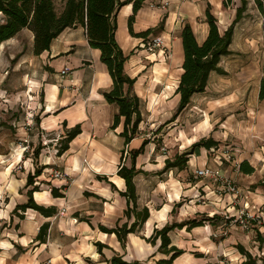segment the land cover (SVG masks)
Instances as JSON below:
<instances>
[{
    "label": "crops",
    "instance_id": "0c3cea01",
    "mask_svg": "<svg viewBox=\"0 0 264 264\" xmlns=\"http://www.w3.org/2000/svg\"><path fill=\"white\" fill-rule=\"evenodd\" d=\"M224 1L147 0L136 13L132 25L135 33L152 29L153 32L147 38L133 36L128 30L129 19L134 15L133 5L127 4L120 9L116 39L124 53L129 56L125 64V72L135 80L132 93L141 100L143 120L146 102L151 107L153 104L156 112L165 109L170 114L159 130L176 122L184 113L176 120L170 121L180 103V95L176 94V89L183 74L181 35L184 26L190 25L196 40L202 43L209 33L206 23V10L209 9L216 16L218 27L223 34L236 20L237 10L242 7L241 0H234L233 4L227 7L224 6ZM263 22L264 12L257 8L253 0H247L244 11L235 23L230 46L231 54L223 57L220 63L225 74L215 71L211 73L206 92L194 95L188 105V108L193 107L199 112L203 111L204 114L192 129L190 136H186L185 151L190 150L203 138H212L219 143L218 146L221 144L219 138L204 136L200 138V136L212 133L219 123L224 125L222 119L217 117L234 106L232 100L240 102V93L249 80L239 79L242 75L238 77L229 74V65L241 62L238 52L258 50L260 45L264 44ZM28 31L32 35L33 49L34 33ZM155 37H161L166 45L163 49H159L158 53L150 54L145 47ZM255 38L259 41H255ZM135 49L150 55L147 58L149 61L152 59L154 63L151 69L144 64L137 65V61H132ZM36 57L43 58L46 70L41 78L31 79L35 88L29 93L34 99L30 103L33 105L30 108L37 109V117L40 119L35 127L41 133H54L59 130H64L63 132L71 130L79 124L83 132L72 141L70 149L60 158L50 156L48 161L41 163V166L48 167L36 180L35 185L39 187V191L34 192L33 199L45 208L55 207L56 213L52 216H44L31 208L26 212L21 210L15 212L18 205H24L29 200V192L33 186L28 187V176L29 173L34 174L37 166L33 156L29 155L25 158L21 151L10 156L0 154V264H109L113 256H121L128 262L156 264L159 259L166 258L158 249L160 239H157L155 245L148 242V239L154 236L156 229H162L174 222L183 223L198 215L206 214L213 217L219 214L220 207L228 211L234 209L231 205L232 198L223 201L214 194L210 185L204 180H196L198 178L195 173L208 166L220 169L223 175L224 161L217 156V158L212 157L210 162L207 155V152L210 150L214 152L217 148L196 149L184 170L171 168L164 173L162 172L166 161L174 160L178 154L185 151L154 164L145 161L140 163L137 159L136 170L142 171L134 179L137 187L138 210L147 207L149 219L136 233L128 235L125 247L116 234L109 235L102 232L101 227L107 229L122 227L129 221L125 215L128 209L127 199L121 196L127 187L124 178L122 179L117 171L121 164L122 151L125 150L124 164L131 167L132 160L128 152L138 149L145 139L140 141L137 137L126 146L124 138L120 136L123 124L117 129H112L114 116L118 114L119 109L115 104L107 102L104 93L112 89L113 79L107 66L100 61L101 52L89 46L84 27L66 29L51 43L50 51H45ZM250 57L252 60L253 57ZM133 64H136L134 68ZM254 65L255 63L251 62V66ZM65 68L71 71L67 76L69 80L67 78L60 80L61 72ZM230 77L234 86L225 93L219 87H225ZM262 79L264 74L261 78L257 77L253 90L254 99L259 101H261L259 96ZM36 87L43 88L42 94ZM142 155L140 154L139 157ZM128 159L130 165L126 162ZM20 164H23L25 170L17 171ZM250 165L255 168L254 173L246 175L240 171L242 176L248 178L261 169L253 164ZM53 171H61L66 177L61 180L55 179ZM175 174L176 176H173ZM164 175L169 177L155 180L153 187L149 186V180L144 181V186L141 184L143 177L150 179ZM103 178H107V181ZM261 184H264V180L253 185L251 194L254 195L253 203L264 205V186ZM52 187L59 189L64 196L56 198L52 194ZM259 189H263L261 194L255 192ZM178 204L182 205L178 207ZM133 221L134 218L129 224ZM223 223L224 221L219 222L217 226L205 224L188 232L186 229L172 231L171 246L174 245L185 251V254L176 258L173 264H206L204 254L195 252L197 249L192 248L198 242L192 241L193 244L187 246L189 242L185 240L191 233L206 231L210 232L207 236L212 240L211 232ZM45 225H48V228L45 239L42 240L38 235ZM97 243L105 247L99 249ZM244 247L257 262L256 264L260 262L264 264V259H258L252 251ZM236 250L233 252V259H237L239 264L246 263L247 257L241 254L238 247Z\"/></svg>",
    "mask_w": 264,
    "mask_h": 264
},
{
    "label": "rangeland",
    "instance_id": "374dc122",
    "mask_svg": "<svg viewBox=\"0 0 264 264\" xmlns=\"http://www.w3.org/2000/svg\"><path fill=\"white\" fill-rule=\"evenodd\" d=\"M31 36V33L24 29L17 37L10 39L0 47V154L10 156V154H18L21 151L27 158L29 155L33 156L34 149L41 145L43 147L39 156V165L41 166V163L48 161V157H55L56 145L66 131L44 132L45 137L52 140L51 142L46 141L48 145H45L41 142L39 134L41 132L35 127L34 118L38 114L37 109L30 108L33 106L30 103L34 99L29 96V93L35 88L31 79L41 78L46 66L43 64V58L34 56ZM255 41L259 40L255 38ZM155 53H158V50ZM133 56L132 61H137V65L144 64L148 69H151L154 64L152 59L149 61L147 58L150 55L148 56L140 49H135ZM250 56L253 57L252 60ZM238 58L241 62L231 63L229 74L238 77L242 75L239 79L249 80L240 93L241 100L240 102L232 100L234 106L229 107V110L217 117L222 119L221 122H224V125L219 123L215 127L213 124V128H215L212 133L200 136V138L203 136L219 138L221 144L217 149H214V152L211 150L207 152V155L210 162H212V157L217 158V156L224 161L223 177L217 182L200 178L196 180H204L206 184L210 185L214 194L223 201L232 198L231 205L234 207L229 211L222 207L217 209L229 223H223L219 228L213 230L210 234L212 240L208 239L207 235L210 232L207 233V231L191 233L185 240L189 242L187 246L192 245V241L198 242L192 248L193 250L197 249L195 252L204 254L206 264H239L237 259H233V252L237 251L236 244L239 243L252 251L258 259H264V205L253 203L252 196L254 195L251 194L253 185L264 180V101L255 100L253 91L257 77L261 78L264 74V44L260 45L258 50L238 52ZM251 62H254L255 65L251 66ZM135 66L136 64H133V68ZM70 73L69 70L68 74L60 80H66L65 78ZM67 79L69 80V78ZM228 80L225 87H219L225 93L234 86L232 77ZM36 88L42 94L43 88ZM147 103L144 105V120L140 126L138 139L140 141L150 139L151 143L146 147L145 153L138 158V162L145 161L154 164L185 151L186 136H190L192 129L199 123L204 113L190 107L176 122L170 123L167 127L163 126V129L159 130L170 114L165 109L156 112L153 104L151 107ZM28 128L31 130L29 131ZM24 140H27V143ZM189 142L191 141L189 140ZM101 158L103 160V157ZM245 160L261 169L248 178L242 176L239 165ZM126 162L130 165V159ZM23 170H25L24 166L20 164L17 171ZM168 177V175L150 177V179L143 177L141 184L144 186V181L149 180V186L153 187L155 180H163ZM229 183L235 187L234 192L230 190ZM262 191L263 189L255 190L258 194H261ZM215 207L217 206L215 205ZM241 220L245 221L248 229L243 227ZM237 256L239 257V254Z\"/></svg>",
    "mask_w": 264,
    "mask_h": 264
},
{
    "label": "trees",
    "instance_id": "16d2710c",
    "mask_svg": "<svg viewBox=\"0 0 264 264\" xmlns=\"http://www.w3.org/2000/svg\"><path fill=\"white\" fill-rule=\"evenodd\" d=\"M147 0H0V47L10 39L17 37L24 29L30 30L34 33L33 49L36 56H40L45 51H50L51 43L60 36L66 29L72 27L82 26L87 31V38L89 46L101 52L100 61L107 66L110 77L113 79L112 89L105 91L104 97L109 104H115L119 109L118 114L114 116L112 129H117L123 124V131L120 134L125 140V145H129L134 139L138 137L140 132V125L143 121L141 111V100L137 95L132 93L135 80L129 77L125 72V64L129 56H127L118 45L116 39L117 33V18L120 9L127 5H133V16L129 19L128 30L131 35L136 37L147 38L153 32L150 29L147 32L135 33L132 25L135 20L136 13L142 8ZM242 7L238 9L236 20L229 26L228 30L223 34L218 27V20L216 16L209 9L206 10V23L209 27V33L206 39L199 43L196 40L193 29L190 25H185L182 31L183 44V74L179 85L176 89V94L180 95L179 108L170 121L176 120L188 108L191 99L194 95L206 92L208 81L211 73L214 71L219 74H225L221 68L220 63L223 57L231 54L230 46L235 29V23L239 20L240 15L247 5V0H241ZM257 8L264 12L263 0H253ZM234 0H225L224 6L233 4ZM264 25V22H263ZM260 100L264 99V79L260 85ZM39 117L34 118L38 124ZM65 125V124H64ZM82 126L76 125L75 128L66 131V133L59 140L60 148L58 157L62 156L70 149L72 141L82 133ZM151 143L150 139H145L138 149L130 150L128 153L131 156L132 166L128 167L124 164V152L122 151V159L119 167L118 175L124 180L127 190L121 193L122 197L127 199L128 209L126 217L130 221L134 218L132 224L129 221L122 227L105 228L101 227V231L106 234H116L122 246L125 247L127 237L130 233H136L149 219V209L147 207L138 210L137 202V187L134 179L142 171L136 170V160L140 154H144L146 147ZM218 142L212 138H203L201 141L195 143L190 150L182 154H178L174 160H167L164 172L170 171L171 168H178L184 170L191 155L196 149L206 148L210 150L217 148ZM43 147L37 146L33 151V159L35 160L36 169L34 174L29 173L28 187L33 186L29 192V200L24 205H18L15 209L17 213L19 210L26 212L28 209H34L44 216H52L56 213L55 207H44L38 205L34 199L33 194L39 191V187L35 185L37 178L41 177L47 165L39 166V156ZM240 171L246 175L252 174L255 168L249 162L244 161L239 165ZM107 181V178H103ZM264 186V184H261ZM52 194L56 198L64 196L59 189L54 187ZM182 204H178L180 207ZM133 217V218H132ZM229 223L225 217L215 214L210 217L206 214L198 215L194 218L188 219L183 223L174 222L162 229H156L154 236L148 239L152 245L156 244L157 239L161 240L159 252L166 256V258L159 259L156 264H173L174 260L183 254V249L171 246L170 234L172 231L178 229L191 231L197 227H203L205 224L217 226L219 222ZM231 221V220H230ZM48 225L40 229L38 237L45 239ZM99 249L105 247L97 243ZM241 254L247 257L244 264H256L257 262L252 258L250 253L246 251L242 245H237ZM109 264H148L140 263L138 261H124L121 256H113Z\"/></svg>",
    "mask_w": 264,
    "mask_h": 264
},
{
    "label": "built area",
    "instance_id": "2783aa9c",
    "mask_svg": "<svg viewBox=\"0 0 264 264\" xmlns=\"http://www.w3.org/2000/svg\"><path fill=\"white\" fill-rule=\"evenodd\" d=\"M166 44H164V40L161 38V37H155L153 38L152 40H150V42H148L146 44V51L148 53H154L156 52L157 50L159 49H163L165 47ZM69 72V69L68 68H65L62 72H61V78H64ZM29 129V128H28ZM41 136V142L45 145H48V142H51L52 140L50 139H47L44 135V132L40 134ZM48 141V142H46ZM25 143H27V140L24 141ZM57 146V149L55 150V154L54 156L55 157H58V152H59V148H60V142H58V144L56 145ZM219 159H221L219 156H218ZM86 162V161H85ZM53 174V177L55 179H58V180H61V179H64L66 177V174L65 173H62L61 171H53L52 172ZM195 176L197 178H204V179H212L213 181L217 182L219 179H221L223 177L222 173H221V170L220 169H214V168H211V167H204L202 168V170H198L196 173H195ZM228 183V181H227ZM230 187V190L232 192L235 191V187H233V185L231 183H229L228 185ZM242 224H243V227L245 229H248V225L245 223L244 220H241Z\"/></svg>",
    "mask_w": 264,
    "mask_h": 264
}]
</instances>
